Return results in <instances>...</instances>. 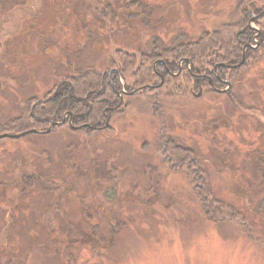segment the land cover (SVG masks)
<instances>
[{
	"label": "rangeland",
	"instance_id": "rangeland-1",
	"mask_svg": "<svg viewBox=\"0 0 264 264\" xmlns=\"http://www.w3.org/2000/svg\"><path fill=\"white\" fill-rule=\"evenodd\" d=\"M251 1L258 7L264 5V0H31L26 9L14 10L9 17L14 22L38 13L32 18L38 22L35 35L62 25L51 40L55 48L64 51L67 46V66L77 67L80 73L90 67L104 73L121 56L115 55V49L160 52L225 26H235V34L246 31L239 28L238 21L244 19L241 8ZM260 23L264 24V19ZM220 56L237 60L225 51ZM166 58L169 67L178 68L180 59L173 63ZM259 61L257 66L250 61L240 73L225 71L232 88L227 80L222 93L205 90L200 97L191 93L173 97L167 87L158 98L163 103L148 90L125 96L129 108L116 105L119 110L114 113V121L119 133L107 139L93 136L88 140L92 152L82 146L76 154L83 167L92 165L87 153L93 157L100 150L97 155L103 159L117 156L128 170L124 181L113 187L109 200L98 186L93 193L91 187L75 183L66 193L72 198H96L100 202L97 210L103 213L107 207L108 216L79 219L74 199L65 197L58 203L52 190L37 187L28 195L13 187L4 192L0 188V264H264V58ZM30 66L45 74L53 62L47 54L39 53ZM125 68L122 84L136 89L142 83H137L135 67ZM154 82L160 79L153 75ZM2 100L0 135L19 134L30 128L40 131L48 126L33 123L24 128L10 127L26 107L4 106ZM117 100L109 101V107ZM182 100L189 102L182 105ZM162 117L171 122L176 147L192 152L181 168H170L164 160L167 155L159 153L163 139L155 126ZM221 119L226 120L225 127L218 135L204 127V122L212 125ZM74 137L84 141L67 127L55 129L50 135L4 137L0 139V169L2 164L11 168L23 151H37L38 156L42 150L37 147H59V140L64 142L61 146H69ZM155 146L158 152L152 149ZM143 147L145 151L141 152ZM150 167L157 168L159 176H151V187H146L139 178ZM201 186L213 199L231 207L224 210L222 220L206 214L197 191ZM45 191L48 194L43 198ZM16 194H21L22 200L29 199L25 209L12 211ZM3 195L8 199H2ZM51 201L55 202L53 206ZM47 210L50 219V213L59 214L61 223L56 232L52 231V220L49 229L36 222L42 217L41 211L46 214ZM80 220L79 232L75 227Z\"/></svg>",
	"mask_w": 264,
	"mask_h": 264
},
{
	"label": "flooded vegetation",
	"instance_id": "flooded-vegetation-1",
	"mask_svg": "<svg viewBox=\"0 0 264 264\" xmlns=\"http://www.w3.org/2000/svg\"><path fill=\"white\" fill-rule=\"evenodd\" d=\"M29 1L31 0H0V99H4L2 100L3 105L4 101L6 103L4 106H14V104L16 106L20 104V107H31L30 110L33 111L32 108L34 107L44 106L51 103V101L54 102L55 97L57 98L60 95V91L66 85H74L71 81L79 76L80 70L75 66H73V68L67 66L68 64L66 61L70 59V56L66 55L64 52L67 46H64L63 51L58 46L55 48L54 40H51L54 38L53 34L59 32L62 25L57 24L59 26H53L51 30H48L44 35H35V27L38 26V22H34L32 18L38 15V13L35 12L30 14L31 19H29V15H26L25 18L20 21L14 20L13 22V20L10 19V12L26 9L28 3H30ZM240 12L243 14L245 21H247L250 30L245 31L247 33L246 35H241L239 31L228 40L229 43L235 42L233 46L234 48L236 47L237 53H234V55H237V59L239 56L241 57L239 61L236 60L229 63L216 62L211 67L208 66V62L206 65L202 64L198 67L193 60L181 57L178 61V68L175 66L171 68L168 65V61L157 57L158 53L156 51L145 53L144 51L130 52L124 48L115 49V55L121 56L118 58L117 62L112 61V66L104 71L106 76L105 79L109 87L115 92L118 98L115 106L109 107L110 102H107L105 105L106 108L103 110V118L101 120L95 119V121H92L94 124L90 120L92 117H80L70 110L65 111L62 115H33L35 123L48 124L45 129L40 131L35 129L37 131L35 134L50 135L55 133V129L67 127L70 133L83 136L84 141L80 140L82 139L81 137L77 139L74 137L76 140L73 139V142L69 143V146H61V143L64 142L59 140L57 142L59 147H52V149L42 146H40L41 148L37 147V149L42 150V152L38 153V156H35V154H37L35 152L37 151H30L29 153L23 151L22 155L18 158L20 160L11 164V168L6 164H2L0 169V188H2V192H4L7 187H13L18 191L21 190L23 194L25 192V194L28 195L30 191L33 192L37 187L44 190H52L56 192L54 198L57 199L58 203L61 198L64 199L66 197L67 199H74L77 218L79 216V219H92L104 216L105 214L107 215L109 211H107V207H104L103 213L97 210L100 206V202L96 201V198L90 197L87 199L85 197L88 196L81 197L80 195L72 198L66 193L70 192L73 187L76 186L75 183H79V186L82 187H91L93 193H96L95 186H98L101 190L105 191L103 194L104 198L109 200L113 195V187L120 185L119 183L124 181V177L128 172L127 167L120 163L115 155L106 157L105 159L99 158L97 153L98 151L101 152L100 150H98L93 157L92 155L88 157L87 153L86 158L90 160L92 167H83L82 164L78 163L80 159L76 154L78 148L84 146L85 151L88 152L87 149L89 148L91 153V143H88L90 138L93 136H101L107 139L113 137V135H117L119 133V128L116 121H114V113L117 112L119 110L118 107L122 105L125 108L130 107L129 102L125 101L124 97L131 96V93L138 88L147 86V88L141 91H154L157 102L161 103H163L162 99L161 101L158 100V94L161 93V91L157 90H160L162 87L171 89V95H186L191 93L195 97H200L205 90L222 93V90H224L223 86H227L226 82L228 80L224 73L225 71L240 73L250 61L256 62L255 66L260 65L259 63L261 61L259 60L264 58V30H262L261 25L257 23L264 19V14L253 22L257 25H255V27L251 26L252 23H250V20L264 12V5L258 7L255 1L254 3L251 1L247 5H244ZM125 25L127 26V24ZM248 51H250L249 54ZM39 53L47 54L53 62V67L45 74H41L38 68L35 69L33 66H30L32 58ZM130 54L138 58V65L135 67L134 73H141L143 70H147L154 76H157L160 82L143 83L132 90L130 87H126V83L122 84L124 83L123 75L127 74V69L124 68V64ZM229 54H232V52L229 51ZM244 55V63L237 66L243 60ZM259 56L261 57L258 58ZM147 57H151L153 60L146 62L149 66L141 67L140 65L145 64L144 59ZM259 70L261 71L262 68L259 67ZM212 73L214 75L213 77ZM166 77H170L169 80L172 81L166 83ZM182 77H184L187 82L178 83L177 80ZM228 81L230 83L229 87H231L232 83L230 79ZM118 83L120 87L117 89L116 86ZM196 89L198 92H195ZM9 90L11 92H6ZM230 91L226 92L230 93ZM40 95H42V97H40ZM186 102L189 101L182 100V102L180 101L179 103L183 105ZM116 105L118 106L117 108ZM108 111L112 112L111 115H108ZM203 118H205V116H203ZM201 120H203L202 117ZM225 121L224 119L219 121L216 120L212 125H210L209 122L208 124L207 122H203L205 123L204 127L207 128L209 132L210 128H212L211 132H215L218 135L221 133V129L225 127ZM155 128L161 136L160 139H163V146L159 148V153L163 152L164 155H167L166 157L164 156V160L170 165V168L172 166V168L177 169L172 163V159H175L173 155L178 152V146L176 147L171 138V135L175 134L171 129V122L162 117L161 121H156ZM32 129L30 128L29 130ZM29 130L27 129L25 131ZM66 135L67 134H64L62 138L64 139ZM22 137L8 138L19 139ZM145 148L146 147H143L141 152L145 151ZM152 149L158 152L156 146ZM259 150L263 151V149ZM0 156H2V152ZM168 156H170L169 161H167ZM57 166H61V168L59 169ZM132 174H135V172H132ZM153 175L156 177L159 176V173L157 172V168L153 167L152 169L150 167L148 170H143L139 181H141L143 185H146V187H151L148 181L153 179L151 178ZM81 182H83V184H80ZM132 184L138 186L139 182H132ZM145 193L148 194L149 191L146 190ZM43 194V198H45L48 192L45 191ZM3 198L8 199L7 195H3L2 199ZM12 199L17 200L16 204L11 207L12 211L13 209L16 210L19 208L25 209L26 204L28 206L29 199H27V201L24 199L22 200L21 194H16ZM108 200H106V202H108ZM43 202L44 201H42V203ZM54 203V201H51L50 206H53ZM41 214L42 217H38L39 221H36L39 224L38 226L47 225L49 229V223L50 220H52V231L56 232V229H60L61 222L60 219H58V213H50L52 216L51 219L49 218L48 210L46 214L41 211ZM63 223L67 224L65 221H62V224ZM81 223V220L78 221L75 227L79 232L82 225ZM48 229L46 228L47 232Z\"/></svg>",
	"mask_w": 264,
	"mask_h": 264
},
{
	"label": "trees",
	"instance_id": "trees-1",
	"mask_svg": "<svg viewBox=\"0 0 264 264\" xmlns=\"http://www.w3.org/2000/svg\"><path fill=\"white\" fill-rule=\"evenodd\" d=\"M262 30H264V25L259 22ZM239 28H246V30H250L249 26L245 19L238 21ZM235 26H225L222 27L219 31L213 34L205 33L198 40L195 41H187L184 43L177 44L175 46L169 47L168 49H163L158 53L157 57H161L163 59H173V63L177 62L181 57H187L195 62L196 66L200 67L202 64L208 66H213L215 62L224 61V62H234L235 59H223L220 54L222 51L229 53L231 51L237 53L236 47L234 48L233 44L235 42L229 43L228 40L235 35L234 32ZM245 31H241V35H246ZM218 48V49H217ZM250 51H248V54ZM234 57L237 58L235 54ZM240 56L238 57V61L240 60ZM153 58L147 57L144 59L145 64L142 66H149L148 63L152 61ZM138 58L134 57L132 54L128 56L126 59V63L124 64V68H133L137 67ZM126 69V68H125ZM213 74V73H212ZM135 78L137 83H149L152 82L153 74L147 70H143L141 73H135ZM105 73L102 71H98L97 69L90 67L85 71L79 73V76L71 81L74 85H66L61 91L60 95L55 99L54 102L48 103L44 106H38L32 108L24 107L22 114L16 118L10 124L15 127L24 128L27 125H31L35 123V118L33 115H48V114H57L62 115L65 111H72L75 115L80 117H92L94 120H101L103 118V109L107 102L112 99H116L117 96L115 92L109 88L108 82L105 79ZM170 77H166V83L171 82L169 80ZM178 83L187 82V80L182 77L177 80ZM164 89L162 87L161 91ZM159 98H162V93H159ZM116 97V98H115ZM173 97H176L173 95ZM55 103V104H54ZM179 148V149H178ZM176 154L173 155L172 163L175 165V168H181L183 164L188 161V158L192 154V152L187 151L183 148L177 147ZM170 157V156H169ZM196 189V188H195ZM197 190V189H196ZM198 193L203 199L205 212L206 214L213 220H222L224 216V210L227 208H231L229 204L219 201L217 199H213L212 195L208 191V189L204 186L198 187Z\"/></svg>",
	"mask_w": 264,
	"mask_h": 264
},
{
	"label": "water",
	"instance_id": "water-1",
	"mask_svg": "<svg viewBox=\"0 0 264 264\" xmlns=\"http://www.w3.org/2000/svg\"><path fill=\"white\" fill-rule=\"evenodd\" d=\"M263 14H264V12H263L261 15H259V16L253 17V18L250 20V23H253L256 19H259ZM244 61H245V55H244L243 60H242V61L240 62V64H238L237 66L242 65V64L244 63ZM145 88H147V86H143V87H141V88H138V89H136L135 91H133L131 94H132V95H135V94H137L138 92H140L142 89H145ZM198 95H199V94H198ZM49 131H50V129H49ZM35 132H37V131H36L35 129H32V130L25 131V132H22V133H19V134H9V133H5V134L0 135V139H1V138H4V137L18 138V137H22V136H24V135H26V134H29V133H35Z\"/></svg>",
	"mask_w": 264,
	"mask_h": 264
}]
</instances>
